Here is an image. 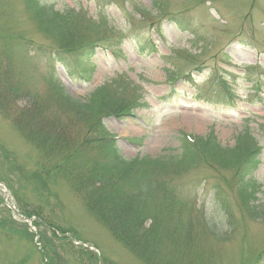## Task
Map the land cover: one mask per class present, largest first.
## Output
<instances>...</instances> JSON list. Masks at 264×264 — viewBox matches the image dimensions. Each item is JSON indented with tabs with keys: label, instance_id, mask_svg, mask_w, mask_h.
<instances>
[{
	"label": "rangeland",
	"instance_id": "1",
	"mask_svg": "<svg viewBox=\"0 0 264 264\" xmlns=\"http://www.w3.org/2000/svg\"><path fill=\"white\" fill-rule=\"evenodd\" d=\"M40 1L85 22L106 21L110 35L102 42L88 40L99 43L94 53L67 54L59 62L56 55L48 58L56 47L38 29L27 0H0L2 65L18 86L42 99L54 82L83 101L120 78L140 89L144 100L134 117L104 120L125 158L177 155L183 133L213 135L229 149L244 136L261 149L246 178L252 191L240 187L236 170L217 166L155 177L176 189L174 221L179 225L181 216L193 225L187 232L198 244L196 263L264 264V219L252 213L264 206V0H113L103 10V0ZM210 82L223 94L222 104L202 98ZM17 102L24 108L31 99ZM37 161L38 152L13 125L11 113L0 112V183L8 192L6 197L0 187V264H144L62 177L38 178ZM26 209L41 212L43 221L26 218ZM50 221L68 238L49 230ZM76 239L92 247L97 260Z\"/></svg>",
	"mask_w": 264,
	"mask_h": 264
},
{
	"label": "trees",
	"instance_id": "2",
	"mask_svg": "<svg viewBox=\"0 0 264 264\" xmlns=\"http://www.w3.org/2000/svg\"><path fill=\"white\" fill-rule=\"evenodd\" d=\"M103 1L102 10L113 4V0ZM27 5L38 29L56 47L49 53L50 59L56 55L58 61L63 62L67 54L94 53L99 43H88V40L95 36L102 42L110 35L111 27L106 21L85 22L79 15L59 13L40 0H27ZM2 58L3 53H0V82L3 84L0 112L6 117L11 113L13 125L38 152L37 177L42 180L62 177L98 221L144 264H198L194 257L200 256L195 238L187 232L193 225L183 222L181 216L179 225L174 221L175 201L172 200L176 199V189L173 183L156 178L155 174L161 176L170 171L169 176L175 178L200 166H217L236 170L235 176L241 178L240 187L254 190L246 178L256 167L261 149L251 140H244V136L238 138L234 149H229L222 148L213 135L193 137L183 133L181 151L177 155L127 159L104 120L134 117V110L140 108L144 100L140 89L120 78L96 88L83 101L73 98L54 82L53 91L42 99L15 83L12 71L2 65ZM218 83L232 95L225 82ZM213 88L215 83L210 82L207 89L201 90L202 98L222 104L223 94ZM22 97L31 99L24 108L17 106ZM215 194L219 199V190ZM222 208L230 217L228 206ZM252 213L264 219V206ZM23 214L36 215L43 221L39 211L27 210ZM47 226L62 235L66 233L52 221Z\"/></svg>",
	"mask_w": 264,
	"mask_h": 264
},
{
	"label": "bare ground",
	"instance_id": "3",
	"mask_svg": "<svg viewBox=\"0 0 264 264\" xmlns=\"http://www.w3.org/2000/svg\"><path fill=\"white\" fill-rule=\"evenodd\" d=\"M196 124H194L193 126H195Z\"/></svg>",
	"mask_w": 264,
	"mask_h": 264
}]
</instances>
